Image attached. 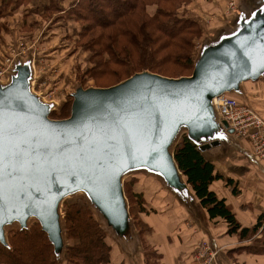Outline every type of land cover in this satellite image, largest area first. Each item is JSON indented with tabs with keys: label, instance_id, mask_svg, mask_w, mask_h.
Here are the masks:
<instances>
[{
	"label": "water",
	"instance_id": "water-1",
	"mask_svg": "<svg viewBox=\"0 0 264 264\" xmlns=\"http://www.w3.org/2000/svg\"><path fill=\"white\" fill-rule=\"evenodd\" d=\"M263 71L264 22H255L246 33L207 51L191 78L142 73L111 88L80 90L74 95L70 118L57 121L31 94L28 75L22 70L10 88L0 91V100L8 97L0 126L14 125L19 139H37L48 145L39 151L49 178L45 183L39 174L27 180L19 173L3 177L0 243L7 242V225L18 221L26 228L28 220L36 218L58 251L63 243L59 205L79 190L89 194L113 226L123 229L127 219L125 171L147 166L176 185L179 170L170 152L176 132L202 121L215 128L212 99L257 80ZM145 96L152 99L145 101ZM222 124L234 134L226 122ZM100 157V165L76 163L81 158L95 161ZM51 164L58 170L51 171ZM21 185L28 194L17 197Z\"/></svg>",
	"mask_w": 264,
	"mask_h": 264
},
{
	"label": "trees",
	"instance_id": "trees-1",
	"mask_svg": "<svg viewBox=\"0 0 264 264\" xmlns=\"http://www.w3.org/2000/svg\"><path fill=\"white\" fill-rule=\"evenodd\" d=\"M32 1L0 0V33L3 19ZM64 3L67 7H62ZM192 3L193 0H49L43 18L56 16L55 21L64 19L79 24V34L72 40L73 55L79 54L81 49L91 54L92 67L86 70L85 76L97 82L100 78L111 77L115 83L99 87L105 89L142 73L169 79L191 77L198 63L193 57L195 42L202 37L204 29L197 19L191 18L189 7ZM186 73L188 75H184ZM232 93L228 94L233 96ZM72 102H67L54 116L69 118ZM173 156L179 172L209 219L224 221L228 235L236 236L239 243L252 241L243 248L229 251L228 255L240 251L264 254V240L258 239L264 233V215L259 216L252 227H243L226 201L212 189L219 181L233 187L232 180H225L187 134L178 141ZM139 181L132 178L123 186L129 214H135L140 237L147 242L145 233L147 230L152 233L153 228L142 216L148 218L152 208L147 207L144 193L139 191ZM232 189L233 195H237L238 190ZM62 207V232L71 242L66 248L68 264H110L113 248L109 235L87 198L65 201ZM151 252L147 264H160L162 256ZM57 253L55 244L35 219L31 226L11 231L8 241L0 243V264H62Z\"/></svg>",
	"mask_w": 264,
	"mask_h": 264
},
{
	"label": "rangeland",
	"instance_id": "rangeland-1",
	"mask_svg": "<svg viewBox=\"0 0 264 264\" xmlns=\"http://www.w3.org/2000/svg\"><path fill=\"white\" fill-rule=\"evenodd\" d=\"M229 4L230 2L227 3L225 16L226 15L229 16L230 13L231 14L233 13L229 9ZM62 7H67V4L64 3ZM52 18L55 19L56 16H53ZM191 18L195 19V17L193 16H191ZM218 19H219L218 13L211 14L208 18L197 19L201 23L204 29H203L202 37H200L195 42V52L193 55L195 62H199V60L203 57V55L206 53L207 50L211 48L212 49L217 48V45L219 46L220 44L219 41L222 39L220 32H217L215 36L213 35L214 39L213 40L211 39L210 43L208 42L209 40H207L206 37L207 32H209V30L215 29V27L218 24ZM237 26L238 25H236V28H234L235 26L233 28L227 26V29H229L228 32L231 33L225 34L224 38L226 37L231 38L232 34H237L238 31ZM219 28L222 27H218L217 29ZM51 36H55V35H51ZM65 39L66 38H62V39L60 38L59 40H55L54 43L52 44L49 45L42 44V46L40 45L41 41L37 39L36 42L40 41V43L36 45L34 49H32L33 51L30 49L31 47L29 48V46H27L26 44H21L19 48V53L21 54V56L17 58V60L19 59L18 60L19 63L17 62L18 65L15 67L13 73L9 76L6 82L0 84V91H5L8 88H10L12 84L15 82V80L18 79L20 72L24 70L28 75L27 82L30 86V89L32 90V94H34L42 104H44L50 109L51 112L50 118L52 120L60 121V120H66V118H61V116H54V115L59 114L62 111V108H64L65 104H67V102L71 100L73 101L74 98L71 97L72 95H75L80 90L100 89L99 87H106L115 83V81L112 80L111 77H104L103 79L100 78L99 82H97L96 79L93 80L92 78L86 77L85 76L86 70L92 67V64L90 63L91 54L84 52L81 49L80 51H78L79 54L73 55L74 43L72 40H71L72 43L64 42ZM69 48L70 50L66 51L62 58H61L62 54L56 55L54 57L50 56L48 59L52 61V63L51 62L48 64L43 63V57L47 56V54L52 53L54 50H57L58 53L59 52L62 53L63 51L62 49H69ZM46 51H48V53ZM26 59H32L33 64H35V68H33V70L31 67L30 69L31 72L29 71L30 67L28 66V63L25 62ZM41 66L43 67L41 68ZM31 73H32V80H30ZM184 75H188V74L186 73ZM124 82L125 81H123L122 83ZM213 116L216 124L215 128H212L206 121H202L199 125L193 128H189L187 126L180 127V130H178L173 137V142L170 147V152L173 154L174 149L178 143L177 141L181 139L179 138V135L182 131L187 132L189 135H193L195 142H197L200 146L203 143L206 146L210 144L212 147L218 145L215 148H219V149L221 148V149L219 150V152L215 153L214 158L216 159L215 161L219 163L218 165L220 171L224 173V175L221 172L220 174L224 176L225 180H232L234 182L235 179L237 182L236 186L237 187L241 186L244 188L245 183L248 182L247 178L245 179V176L248 173L243 169L245 167L249 168L250 164H252L248 158H250L251 161L257 164L258 168L256 167L255 169L254 165H251L250 168L257 170L259 174H261L259 168L264 169V162L255 160L254 157L251 155L252 154L251 151L249 152L250 150L248 149L249 144L248 146H246L245 144L246 148H244V144H243L244 141H242L243 139H240L239 137L237 138L234 135H229L228 131L223 127V125H221L219 121L220 120L219 117L216 116L215 113L213 114ZM231 159L232 160L234 159L236 164H242L243 166H241V168L233 167L232 164L229 163V160ZM175 176L179 177V182L174 186L175 188L179 189V191H183L184 196H188L183 204L186 203L188 207H194L193 209L190 208L191 211H188L185 207H182L180 201L177 200L178 198L175 195H173L175 188H172L171 187L172 185L168 181H166V179L162 176V174H160L153 168L147 166H141V167L131 168L125 171V173L122 176V184L124 185L125 182L127 181L129 182L132 178L140 179L137 185L140 186L139 191L144 193V199L147 204V207L149 206L148 208H152L150 209L151 214H147V215L161 218L162 221H164L163 232L165 233V235H167V237L169 236V234H171V236H177L178 238H181V236L185 235V233L191 231L193 232L196 231V234L198 233L197 234L198 237L197 235H195L196 237H194L195 238L194 245H192L191 248L188 249L191 258L192 259L195 258L194 260L198 261L196 259V256L199 254L200 247L202 246V244L203 246L206 245V239H201L203 235L199 231V227H198L199 223L197 221L203 222L204 218L200 210L197 209L198 210L197 211L195 209V207L199 208L198 207L200 206L199 202L196 199L191 188L187 186L186 180L184 179L183 175L182 174L180 175V173L177 171ZM186 186L189 189V191H187ZM123 190H124V186H123ZM190 194L192 195L190 196ZM82 196H85L87 198L89 204L94 210L96 217L99 219L100 223L102 224V226L105 228V230L109 235V242L113 248L112 258H111L113 260V263L125 264L124 257L126 255H131L134 256L135 258L134 259L135 264H138V262H140L139 264H144V262L145 264H147L148 263L147 256L153 254V252L151 251H154V253L156 252L153 249L152 242H154V235H155L154 232H157L158 229L157 227H155V229L152 230V233H149L151 231L147 230L145 233V239L147 240V242H144L145 240L140 237V230L135 224L136 223L135 214L134 213L133 215L129 214V207L126 197H125V202H126V210H127V219L124 223L125 226H123V229H121L122 227L117 228L113 226L110 223V221L106 218L102 210L93 203L89 194L82 190L75 191L74 193L69 194L60 203L58 209L59 212L58 215H59V224L61 225V228H62V218H63V213H62L63 203L65 201H72ZM193 198L195 199V201H197L198 205L194 203ZM175 205L178 206L177 213L175 211L176 208ZM142 217L146 220L147 219L149 220V217L148 218H146L145 216ZM35 219L36 218L29 219L27 222L28 226H31L35 222ZM237 220L239 221L238 218ZM186 224L188 226H186ZM20 228L21 225L18 221L7 225L5 227V234L7 241H8L9 233L11 231H15ZM262 230H264V228ZM226 234H228L227 231ZM263 237L261 240H264ZM61 238L63 239L62 240L63 243H62V247H60L59 250L57 251L58 258L62 264H68L66 259V248L71 244V242L67 241L65 234L62 231H61ZM234 242L238 247L243 246L240 245L241 243H239L237 239ZM211 244L213 245L212 242ZM143 245H147L149 249ZM230 246L231 244H227L225 250H229ZM239 248H243V247H239ZM206 249L209 250L208 248ZM156 255L158 256L159 254L156 252L155 256ZM199 258L202 259L204 262L210 261V255H206L203 258L201 257Z\"/></svg>",
	"mask_w": 264,
	"mask_h": 264
},
{
	"label": "crops",
	"instance_id": "crops-1",
	"mask_svg": "<svg viewBox=\"0 0 264 264\" xmlns=\"http://www.w3.org/2000/svg\"><path fill=\"white\" fill-rule=\"evenodd\" d=\"M231 1H235L237 3L238 12H233L232 14L230 13L229 16H225L227 3ZM47 5H49V0H33L27 7L22 8L14 15L3 19V28L0 33V59H3L5 56H7L11 49L18 50L21 44H26L29 46V48L31 47L30 49L32 50L40 43V41V45L42 46V44H52L55 40H59L60 38H66L67 41L65 39L64 42L69 43H72L69 40H75L77 38L80 31V26L76 22L64 19L55 21L54 18H43L44 7ZM189 12L193 17H195V19L208 18L211 14L218 13L219 19L218 24L215 27L216 30H209L206 36L207 40H209L208 42L210 43V40L214 39L213 35L215 36L217 32H220L222 38L219 41L220 44L219 46L217 45V48H213L218 49L224 44L230 42V39L232 40L241 34L246 33L247 27H250L253 23L264 22V0H193V3L189 7ZM236 25H238L237 34H232L231 38H224L225 34L231 33L228 32L229 29H227V26L231 28L235 26L234 28H236ZM218 27L222 28L217 29ZM37 39L40 41L36 42ZM213 49L211 48L209 50ZM62 50V53H58L57 50H54L52 53L47 54V56L43 57V63H52V61L48 59L50 56L54 57L56 55L62 54V58L64 53L70 50V48ZM46 52L48 53V51ZM17 62L19 63V61ZM25 62L28 63V66L30 67L29 71L31 72V67L32 70L35 68L33 60L26 59ZM18 63H16V66ZM42 67L43 66H41V68ZM30 80H32V73ZM232 95L241 103L253 107L264 118V71L258 80L248 81L239 85L238 89L235 90ZM184 133L189 135L187 132L182 131L179 135V138H181ZM189 136L195 142L194 136ZM242 141H244V143L242 142L244 144V148H246L248 144L250 146L248 139H243ZM195 143L197 144L198 149L201 151L205 159L213 163L216 169L221 172L218 165L219 163H217L215 161L216 159L214 158L215 153L219 152L221 148H215L218 145L212 147L210 144L206 146L203 143L204 145L202 144L200 146L197 142ZM249 146L248 149H250V152L251 146ZM248 159L252 164H250L249 168L245 167L243 169L248 173L245 176V179L247 178L249 182L245 183L244 188L241 186L237 187V182L234 178V182L232 181L233 187L226 186L224 181L216 182L212 187V189L217 193L218 197L226 201V204L232 209L240 223L243 224V227H252L258 217L264 215V169L259 168L261 172V174H259V172L255 170L257 164L251 161L250 158ZM229 163H231L233 167L241 168V166H243L242 164H236L234 159L229 160ZM251 165H254L255 169L250 168ZM221 173L224 175L223 172ZM171 185L172 188H175L173 184ZM232 188H236L238 190L237 195H233ZM186 189L189 191L187 186ZM173 195L178 198L177 200L180 201L182 207H185L188 211H191V209L194 208L188 207L186 203L183 204L188 197L184 196L183 191H179V189L175 188ZM191 195L192 194H190V196ZM193 200L194 203L197 204V201H195L194 198ZM175 207V211L177 213L178 206L175 205ZM198 207L199 208L195 207V209L200 210L204 218L203 222L197 221L199 223V231L203 235L201 239H206V244L210 247V250L212 251L211 253L213 255L215 254L214 264H264V254H252L250 252L240 251L228 255L229 251L238 249L239 247H245L251 244L252 241L243 244L241 243L240 245L243 246H236L234 241H236L237 237L226 234L227 224L220 219L211 221L207 213L203 211L200 206ZM148 224L153 229H155V227L158 229L157 232H154V242H151L153 249L159 254L160 257L162 256L160 264H203V262L200 260H198L200 261L198 262L194 260L195 258L192 259L188 251V249L194 245V237H196L195 235L198 234H196V231L187 232L185 235L181 236V238H178L177 236H171V234H169L167 237V235H165L163 232L164 221H162L161 218L149 216ZM186 226L188 225L186 224ZM263 236L264 233L260 234L258 239H262ZM227 244H231L229 250H225ZM124 258L125 264H135L134 256L126 255ZM139 263L140 262H138V264ZM111 264H114L113 260Z\"/></svg>",
	"mask_w": 264,
	"mask_h": 264
},
{
	"label": "built area",
	"instance_id": "built-area-1",
	"mask_svg": "<svg viewBox=\"0 0 264 264\" xmlns=\"http://www.w3.org/2000/svg\"><path fill=\"white\" fill-rule=\"evenodd\" d=\"M229 9L232 12H238L237 3L235 1H231ZM19 56H21L19 49H11L7 56L0 59V84L5 83L9 76L13 73L16 63L19 60H17ZM29 90L32 94L30 86ZM32 95L35 96L34 94ZM210 106L216 116L219 117L221 125H223V122H226L229 127L234 130L233 135L235 137L248 139L252 149L251 155L255 160L264 162V118L253 108L241 103L228 93L213 98ZM211 252L212 251L207 244L205 246L202 244L196 259L202 261L203 264H214L215 254L213 255ZM206 255H210L209 262H204L199 258H203Z\"/></svg>",
	"mask_w": 264,
	"mask_h": 264
},
{
	"label": "snow or ice",
	"instance_id": "snow-or-ice-1",
	"mask_svg": "<svg viewBox=\"0 0 264 264\" xmlns=\"http://www.w3.org/2000/svg\"><path fill=\"white\" fill-rule=\"evenodd\" d=\"M149 99L152 97H144L145 101ZM7 100L8 97L0 100V114H2ZM17 132L18 130L14 125H9L8 128L0 126V198L3 194V177L5 175L11 177L13 174L19 173L23 179L27 180L30 176L39 174L45 183L49 178V169L44 167V161L41 159L39 151L41 148H47L48 145L42 144L37 139H19ZM102 160L103 157L95 161L81 158L76 163L81 166H86L89 163L100 165ZM50 168L53 172L58 170V166L55 164H51ZM21 194H28L27 188L23 185L15 193L17 197Z\"/></svg>",
	"mask_w": 264,
	"mask_h": 264
}]
</instances>
